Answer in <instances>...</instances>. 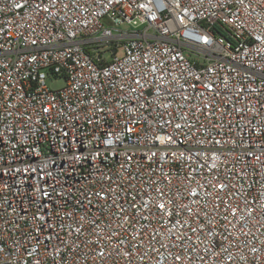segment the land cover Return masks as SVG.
I'll use <instances>...</instances> for the list:
<instances>
[{
    "label": "built area",
    "instance_id": "1",
    "mask_svg": "<svg viewBox=\"0 0 264 264\" xmlns=\"http://www.w3.org/2000/svg\"><path fill=\"white\" fill-rule=\"evenodd\" d=\"M0 264H264V0H0Z\"/></svg>",
    "mask_w": 264,
    "mask_h": 264
},
{
    "label": "rangeland",
    "instance_id": "2",
    "mask_svg": "<svg viewBox=\"0 0 264 264\" xmlns=\"http://www.w3.org/2000/svg\"><path fill=\"white\" fill-rule=\"evenodd\" d=\"M123 29H127L128 27L125 25H122ZM48 85L51 88H61L66 84V80L64 77H53V78H49L47 81Z\"/></svg>",
    "mask_w": 264,
    "mask_h": 264
}]
</instances>
